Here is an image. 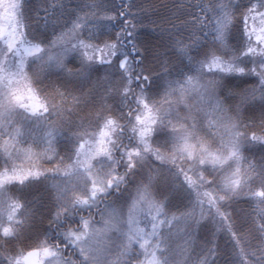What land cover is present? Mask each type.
Returning a JSON list of instances; mask_svg holds the SVG:
<instances>
[{
    "label": "snow or ice",
    "instance_id": "snow-or-ice-1",
    "mask_svg": "<svg viewBox=\"0 0 264 264\" xmlns=\"http://www.w3.org/2000/svg\"><path fill=\"white\" fill-rule=\"evenodd\" d=\"M0 264H264V0H0Z\"/></svg>",
    "mask_w": 264,
    "mask_h": 264
}]
</instances>
